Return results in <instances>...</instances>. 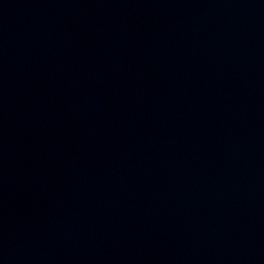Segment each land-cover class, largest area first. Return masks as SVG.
<instances>
[{
  "label": "water",
  "instance_id": "1",
  "mask_svg": "<svg viewBox=\"0 0 264 264\" xmlns=\"http://www.w3.org/2000/svg\"><path fill=\"white\" fill-rule=\"evenodd\" d=\"M44 0H0V98Z\"/></svg>",
  "mask_w": 264,
  "mask_h": 264
}]
</instances>
